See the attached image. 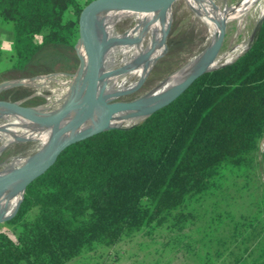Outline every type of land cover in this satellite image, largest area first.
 <instances>
[{
  "label": "trees",
  "instance_id": "obj_1",
  "mask_svg": "<svg viewBox=\"0 0 264 264\" xmlns=\"http://www.w3.org/2000/svg\"><path fill=\"white\" fill-rule=\"evenodd\" d=\"M86 1L0 0L10 68L23 70L45 48L71 50ZM263 138L264 19L244 52L199 75L169 104L66 147L5 221L14 238L0 230V264H65L94 244L181 220L179 208L212 188L224 167L253 165ZM255 264H264V248Z\"/></svg>",
  "mask_w": 264,
  "mask_h": 264
},
{
  "label": "rangeland",
  "instance_id": "obj_2",
  "mask_svg": "<svg viewBox=\"0 0 264 264\" xmlns=\"http://www.w3.org/2000/svg\"><path fill=\"white\" fill-rule=\"evenodd\" d=\"M217 1L229 7L239 0ZM170 7L164 54L156 60L147 75L144 74L146 77H141L143 81L140 80L136 89L120 93L113 102H129L150 91L204 47L206 26L194 17L184 1L177 0ZM101 11L105 13L109 10ZM125 14L127 12H123L114 24L113 31L117 34L123 33L131 24L132 33L144 17L141 14L138 23H131L128 19L119 21ZM161 22L160 19L156 21L151 29L153 34L158 31ZM256 22L255 16L247 15L240 30L235 22L227 24L218 53L224 54L237 45L246 47ZM8 27L0 25V85L45 78L41 79L43 84L39 86L5 87L0 90V98L19 100L21 104L39 111L55 109L63 102L64 99H59L66 94L65 89L71 87L72 77L77 74L79 63L73 49H42L23 70H13L10 68L11 43L10 39H6ZM129 44L122 40L119 54ZM116 47L118 43L114 35L110 45L102 48L104 57L108 49L115 50ZM79 54L84 57L82 48ZM30 147V141L22 140L0 149V171L9 158L26 155ZM259 148L258 159L253 165L224 167L212 188L186 201L179 208L184 215L181 220L169 217L162 224L152 223L139 231L123 235L110 246L94 244L91 249L82 251L65 264H255L264 248V138ZM5 221L0 222V230L13 239L14 232Z\"/></svg>",
  "mask_w": 264,
  "mask_h": 264
},
{
  "label": "bare ground",
  "instance_id": "obj_3",
  "mask_svg": "<svg viewBox=\"0 0 264 264\" xmlns=\"http://www.w3.org/2000/svg\"><path fill=\"white\" fill-rule=\"evenodd\" d=\"M182 1H184L187 8L192 11L194 17L207 28V38L204 40V47L180 67L167 75L162 81H159V83H157L150 91L131 100L136 102L139 108L145 105L147 101L152 100L167 91L182 76L196 68L197 64L204 58L207 52L209 42L215 33L216 24L221 23L225 28L227 24L235 22V26L240 30V28H242L241 24L244 21V17L251 15L255 16L258 20L264 14V0H239L236 4L229 7L220 5L217 0ZM109 12H111V14L106 19ZM123 12L130 13L123 20L128 19L131 23H138L140 20L139 16L141 14L144 15L142 21L139 25L137 24L138 27L134 29L132 33H130L131 27L133 26L132 24L121 34H117L113 31L116 20ZM170 14V6L139 5L127 10H109L105 13L100 10L87 21L84 31L88 39L94 40L97 43L102 42L104 28L107 27L108 34L104 40L105 42L103 43L102 48L105 45L106 47L110 45V41L114 35H116L118 47H116L115 50L112 48L108 49L104 61H102L101 53L99 64V72L101 76L96 83L93 93V99L95 102L92 109L78 120L75 128L77 132H86L103 122H105L107 126L125 127L123 124L136 123L141 119V116L137 115L135 110H122L111 114L105 120L98 113L97 109L101 104L112 103L113 100L118 98L120 93H126L136 89L138 83L141 82L140 80L143 81L147 75L146 73L149 72L156 60L162 57L165 51V30L170 21ZM159 19L162 20L161 25L158 31L153 34L151 29H153L156 21ZM128 33L130 34L127 35ZM122 40L124 43L130 44L122 54H119L122 47ZM239 46L240 45L230 48V50L224 54L218 53L210 67L217 66L221 63H228L227 60L231 55H228V53L236 50ZM244 47V45H241L238 48L236 51V57L242 52ZM159 48H161V50L157 56ZM223 58L225 59L220 62ZM144 74L146 75L144 76ZM43 78L45 77L28 79L22 82L31 86H39L43 84L41 81ZM72 78L71 87L65 89L66 94L62 95L59 100L64 99L67 94L71 92L74 84H79V87H81L87 82L88 74L84 63L80 65L77 74ZM20 117L21 116L12 108L0 106V125L15 124ZM63 130L64 125L59 124L47 127L15 126L8 128L4 132H0V149L14 143L19 137L25 138L31 142V147L27 151V154L24 156H13L9 158L3 171L30 161L33 155L44 150V148L52 143L54 138L57 140ZM19 197L20 194L18 193L16 186H10L0 190V222L15 214Z\"/></svg>",
  "mask_w": 264,
  "mask_h": 264
},
{
  "label": "water",
  "instance_id": "obj_4",
  "mask_svg": "<svg viewBox=\"0 0 264 264\" xmlns=\"http://www.w3.org/2000/svg\"><path fill=\"white\" fill-rule=\"evenodd\" d=\"M177 0H87L80 8L77 17L74 21V38L72 49L78 60V68L82 63L85 64L88 79L87 82L79 87L73 85L71 92L67 94L63 102L53 110L39 111L35 107L21 104L19 100L0 98V106L5 108H12L21 117L15 124L0 125V132L6 131L10 127H47L52 125H64V130L60 137L52 140L44 150L32 156L31 160L19 166L10 168L5 171H0V190L10 186H16L20 194L19 202L21 200L25 187L35 178L40 176L47 168H49L58 155L69 145L82 140L92 134L101 132L111 128H127L134 125L131 124L125 127L107 126L105 122L93 127L86 132H77L75 130L78 120L84 116L90 109H92L95 100L93 93L96 83L100 78L99 64L102 53V45L107 37V27L104 28L102 35L103 41L97 43L94 40L88 39L83 25L100 10H127L135 6H171ZM264 19V14L257 20L250 37H248V44H250ZM224 25L216 24V29L211 38L207 52L204 58L197 64L196 68L182 76L172 87L159 95L158 97L149 100L139 108L134 101L129 102H112L101 104L97 111L105 120L113 113L122 110H135L136 114L141 116V119L164 107L173 101L179 94H181L190 83L199 75L208 72L212 69L218 68L227 63H221L217 66L210 67L211 63L217 56L221 42L223 40ZM83 49L84 58L79 54V50ZM247 49L245 47L244 51ZM243 51V52H244ZM238 57V56H237ZM236 57V58H237ZM235 58V59H236ZM232 62V61H231ZM228 62V63H231ZM75 73V74H76ZM74 74V75H75ZM26 85L22 81L5 82L0 85V90L10 86ZM27 140L25 138H17L16 141ZM18 207V206H17ZM17 210V209H16ZM11 218V217H10ZM7 218L5 220H9Z\"/></svg>",
  "mask_w": 264,
  "mask_h": 264
},
{
  "label": "crops",
  "instance_id": "obj_5",
  "mask_svg": "<svg viewBox=\"0 0 264 264\" xmlns=\"http://www.w3.org/2000/svg\"><path fill=\"white\" fill-rule=\"evenodd\" d=\"M127 14L129 15L130 13H127ZM127 14H125V15L123 16V18L120 19L119 21L123 20V19L127 16ZM119 21H118V22H119Z\"/></svg>",
  "mask_w": 264,
  "mask_h": 264
},
{
  "label": "flooded vegetation",
  "instance_id": "obj_6",
  "mask_svg": "<svg viewBox=\"0 0 264 264\" xmlns=\"http://www.w3.org/2000/svg\"><path fill=\"white\" fill-rule=\"evenodd\" d=\"M8 98V97H7ZM9 99H11V98H9Z\"/></svg>",
  "mask_w": 264,
  "mask_h": 264
}]
</instances>
